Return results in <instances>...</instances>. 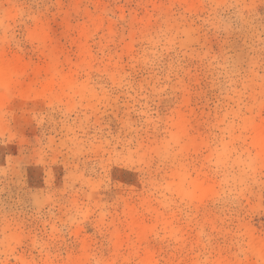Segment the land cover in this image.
<instances>
[{
    "label": "rangeland",
    "instance_id": "obj_1",
    "mask_svg": "<svg viewBox=\"0 0 264 264\" xmlns=\"http://www.w3.org/2000/svg\"><path fill=\"white\" fill-rule=\"evenodd\" d=\"M3 68L0 264H264V0H0Z\"/></svg>",
    "mask_w": 264,
    "mask_h": 264
},
{
    "label": "bare ground",
    "instance_id": "obj_2",
    "mask_svg": "<svg viewBox=\"0 0 264 264\" xmlns=\"http://www.w3.org/2000/svg\"><path fill=\"white\" fill-rule=\"evenodd\" d=\"M16 69H0V84L7 83L12 76L16 74ZM18 74V73H17ZM258 143L261 149H264V132L259 135Z\"/></svg>",
    "mask_w": 264,
    "mask_h": 264
}]
</instances>
